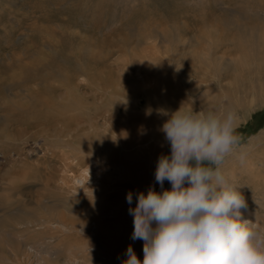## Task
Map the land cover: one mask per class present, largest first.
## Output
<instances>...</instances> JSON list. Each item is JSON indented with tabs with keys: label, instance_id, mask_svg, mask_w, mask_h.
Returning a JSON list of instances; mask_svg holds the SVG:
<instances>
[{
	"label": "rangeland",
	"instance_id": "374dc122",
	"mask_svg": "<svg viewBox=\"0 0 264 264\" xmlns=\"http://www.w3.org/2000/svg\"><path fill=\"white\" fill-rule=\"evenodd\" d=\"M72 67L85 71L77 83L98 75L107 81L106 75L112 73L119 124L129 130L143 126L138 133L144 136L162 133L154 119L147 125L132 119L149 107L153 113L159 108L175 112L185 103L186 110L237 113L244 162L231 158L225 171L245 197L247 206L241 212L246 217L252 214V222L256 218L264 222V0H0V74L8 76L3 81L16 75L22 82L12 87L7 83L0 89V200H21L12 209L0 206V264H63L72 247L90 243L88 238L75 241L42 228L25 227L20 222L24 212L28 216L41 213L36 216L41 220L56 217L39 206L38 199L47 191L33 185L10 197L1 185L13 170L25 164L36 166L47 155L45 144L61 141L50 134L43 142L40 136L34 142L45 148L37 149V156L24 145L18 154L7 153L4 147L16 133L7 125L6 104L19 108L12 109L15 116L25 109H38L40 97L51 99L53 107L62 104V92L58 95L56 90ZM35 75L37 79L30 78ZM94 89L96 92L97 87ZM88 99L91 103L92 97ZM134 101L140 104L134 107L136 112L126 114ZM224 101L229 103L226 109L221 106ZM163 138L168 155L171 147ZM99 179L102 182L101 177L89 179L87 188ZM26 184L32 185L30 181ZM154 188L161 192L171 189V184L166 181L161 188L157 183ZM50 198L46 207L52 213L58 217L66 213L59 204L65 195ZM62 237L68 239L62 241ZM88 247L95 249L92 243ZM72 253L80 264L102 263L93 254L81 255V250Z\"/></svg>",
	"mask_w": 264,
	"mask_h": 264
},
{
	"label": "bare ground",
	"instance_id": "6f19581e",
	"mask_svg": "<svg viewBox=\"0 0 264 264\" xmlns=\"http://www.w3.org/2000/svg\"><path fill=\"white\" fill-rule=\"evenodd\" d=\"M166 39H168V36ZM204 56L206 57L207 55L204 54ZM77 69L75 67L70 68V77L66 74V78L62 79L61 83L56 81L61 85L56 92L58 93L61 90L62 93H60L64 99L62 104L58 101V107L55 105L53 107L54 102L51 99L40 97V102L35 100L39 102V104L35 103L39 106L38 109L32 108L29 111L25 109L15 116L16 113L12 109L19 110V108H11V106L6 104L10 111H7L5 107L3 112H6L5 116L9 122L7 125H12V128L15 129L13 130L16 133V137L7 142V146L4 147L5 151L18 154L21 151V146L24 145L28 148L27 152L37 156V149L41 151L46 146L45 154L48 156L43 155L37 161L36 166L32 167L25 164L13 170L10 176L8 174L5 177V183H1L2 188H5V191L11 197L21 191L22 188L41 185L43 191L45 190V193L47 191V195L42 194L40 196L38 202L41 205L39 206L42 207L45 214L56 215V217L51 220H41L36 217L37 215L41 216V213L36 212L37 215L28 216V213L24 212L22 218H20L21 221L19 220L22 225L28 228H42L47 232L56 234V236L57 234L58 236L66 235L67 237L69 236V239L73 237L71 240L75 239V241L88 238L90 240L89 244H94L95 249L92 250L87 243L84 245L79 243L80 245L72 247L68 259L63 264H80L72 250H81V255L86 253L93 254L95 259L102 262L101 264H123V261L127 259L126 252L129 245H132L137 257L143 261L144 241L132 239L134 217L129 214V208L136 206L140 192L146 194L149 188L157 184L155 181L157 162L162 154L166 155L165 144L163 145L164 134L154 132L153 136H144L139 134V130L143 126L134 125L135 130L131 127V130H129V127L119 124L117 111L119 100L113 90V74L106 75L107 78L105 79L107 81L103 80V75H98L96 79L92 78L89 81H84V83H77L78 78L85 74L82 69ZM13 74L15 75V73ZM7 77L0 74V89H3L7 83V87L8 85L12 87L11 85L17 86V84L22 83L20 77L16 75L10 77L11 81H3ZM37 77L35 75V77L32 76L30 78L37 79ZM97 83L101 85L98 86ZM95 86L97 87L96 92ZM44 89L42 88V90ZM11 90L10 92H12ZM132 90H130L131 93H133ZM97 92H100L101 96ZM13 96L15 97V95ZM88 96L92 97L91 103H88ZM103 97L105 100H102ZM36 98L38 97L36 96ZM5 100L8 101L7 99ZM134 103L133 108L131 107L126 114L131 113L133 115L136 112H133V109L134 107L135 109L138 108L140 104L137 105V101H134ZM228 104L227 101H224L221 106L226 109ZM153 114V117L146 115V112L131 116L133 117L132 119L139 120L146 125L154 119L158 121L160 129L166 117L164 118L157 113ZM131 122L133 123V121ZM100 129L103 130L101 131ZM50 134L60 138L59 140L61 141L55 144L47 143L45 146L44 144L40 146L39 143H36L40 136H43V142L48 141ZM29 143H31V146H27ZM52 148L59 150L58 154L53 152ZM50 151H52L51 154H49ZM97 177H101L102 182L100 179L99 181L96 180V184L87 188V181ZM28 181L32 185L27 186L26 182ZM103 182L106 184H103ZM98 184L102 185L98 186ZM130 191L133 193L131 205L126 199ZM56 195H65V198L59 199V202H61L59 204L66 210H64L66 213H62L60 217H58V213H52L46 207L48 199ZM20 203L21 200L19 198H17L16 202H12L11 199H8V201L0 200V206L4 209H12L14 205L17 206ZM74 207H76L75 211L73 210ZM251 216L252 214H250V217H246L242 213V218L245 220L252 221ZM53 239L55 238L51 237L52 242L54 241ZM67 239L63 238L62 241ZM50 254L52 255V253Z\"/></svg>",
	"mask_w": 264,
	"mask_h": 264
},
{
	"label": "clouds",
	"instance_id": "9594fccd",
	"mask_svg": "<svg viewBox=\"0 0 264 264\" xmlns=\"http://www.w3.org/2000/svg\"><path fill=\"white\" fill-rule=\"evenodd\" d=\"M184 106L155 110L169 117L160 131L171 147L158 159L155 181L171 189L140 192L129 208L144 258L129 245L123 264H264V222L242 218L245 197L225 171L231 158L244 162L238 114ZM126 199L131 205V191Z\"/></svg>",
	"mask_w": 264,
	"mask_h": 264
}]
</instances>
